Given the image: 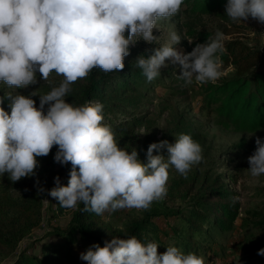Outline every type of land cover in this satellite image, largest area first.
I'll list each match as a JSON object with an SVG mask.
<instances>
[{
	"label": "clouds",
	"instance_id": "obj_1",
	"mask_svg": "<svg viewBox=\"0 0 264 264\" xmlns=\"http://www.w3.org/2000/svg\"><path fill=\"white\" fill-rule=\"evenodd\" d=\"M184 0H0V82L10 88H27L37 83L36 73L47 81L55 72L63 77L59 86L40 96L39 107L31 96L8 92L10 114L0 107V177L5 173L15 183L36 175L38 157H46L58 146L55 162L71 164L67 186L59 176L50 190L42 193L66 209L83 204V212L103 215L125 209L148 210L167 195L169 168L187 176L199 164L203 149L188 134L175 143H151L147 163L118 146L110 125L104 124L103 104L80 106L66 102L71 85L94 68L105 73L125 67L130 46L139 40L159 45L151 55L136 58L149 82L161 76L166 61L179 65L185 86L215 84L224 73L218 53L226 51L219 30L211 42L198 43L187 54L177 49L181 37L168 33L161 44L156 36L158 22L179 13ZM226 15L234 22L250 17L264 24V0H227ZM127 32V35L125 33ZM191 43V41H189ZM45 105L47 110L45 111ZM146 134V133H143ZM256 150L248 157L252 177L264 175V142L256 138ZM167 149L168 156L153 155ZM238 199L233 197V201ZM46 202H48L46 200ZM155 242L144 243L135 236L113 237L104 246L91 245L80 253L86 264H206L203 256L184 254L176 246L158 253ZM258 255H264L260 249Z\"/></svg>",
	"mask_w": 264,
	"mask_h": 264
},
{
	"label": "trees",
	"instance_id": "obj_2",
	"mask_svg": "<svg viewBox=\"0 0 264 264\" xmlns=\"http://www.w3.org/2000/svg\"><path fill=\"white\" fill-rule=\"evenodd\" d=\"M226 4L227 0H184L181 8L188 6L194 13L230 20L226 15ZM200 36L198 43H204L206 35ZM224 46L226 51L218 55L223 67L232 68L231 76L215 84L209 82L200 85L203 93L200 108L214 112L216 124L223 128L245 133L264 130V67L259 66L264 60V45L255 47L240 38H230L224 40ZM141 55L147 58L145 54ZM135 60L125 61L124 69L119 72L105 73L99 68L92 69L86 78L78 79L71 85L72 90L65 99L76 106L89 102L102 103L103 123L111 126L118 146L126 143L137 145L140 148L138 158L146 164L147 149L151 143L167 140L174 144L176 139L172 136L174 134L164 132L158 139L140 142L136 129L145 126L144 116L129 111V108L139 105L148 91L149 87L145 86L149 81L136 67ZM158 82L160 77L155 79V83ZM140 89H143L141 94ZM116 115L120 118L114 120ZM181 124L182 121L178 122V127L173 130L178 136L188 134L194 140L199 138L191 125L180 127ZM57 148L53 146L48 156L37 158L39 167L35 170L36 175L24 177L22 185H9L19 191L17 197L0 199V257L7 258L8 264L75 263L79 261L80 253L93 244L103 247L104 242L113 237L130 236L144 243H157L158 253L165 252L168 246H176L184 254L200 256L212 243L223 238L224 233L232 232L236 224L242 223L237 206L227 186L219 182V176L211 180L204 176L197 182L196 178H192L189 187L184 189L188 204L183 210L161 213L152 209L119 227L104 221V215L83 212V204H78L64 228L53 225L48 232L33 237L27 246L20 248L39 228L43 218V202L49 195L47 191L41 193L39 189L50 190L54 187L56 176L60 177L62 185L68 184L72 166L70 163L62 166L55 162ZM157 154L168 156L166 148L154 151L153 155ZM52 201L55 210L52 214L60 218L66 208L60 207L56 199L52 198ZM118 211L110 212L109 216L113 217ZM158 215L164 218L165 229L154 223L153 219ZM251 217L262 231L259 239L245 250L248 256L255 257L260 256L257 254L260 249H264V208L251 212ZM48 238L56 240L47 241ZM165 239L168 240L167 246ZM38 243H42L39 252H29ZM75 247H79L77 252Z\"/></svg>",
	"mask_w": 264,
	"mask_h": 264
},
{
	"label": "rangeland",
	"instance_id": "obj_3",
	"mask_svg": "<svg viewBox=\"0 0 264 264\" xmlns=\"http://www.w3.org/2000/svg\"><path fill=\"white\" fill-rule=\"evenodd\" d=\"M158 27L160 31L154 29L153 34L156 36L161 35L160 43L163 44L168 38V33L174 30L181 37V42L176 47L185 54L193 50L201 38L200 35H206L205 42H211L218 30L224 33V40L240 38L255 47L264 45V24L251 17L244 22H234L231 19L224 20L215 15L194 13L188 6H183L179 13L170 19L159 21ZM125 35H127V32ZM157 46L159 45L148 44L141 39L135 45L130 46V55L125 57L124 62L133 61L141 54L148 57L152 54L151 50ZM166 63L168 66L161 69L160 82L155 83V79L149 82L145 86L149 87L148 91L141 98L139 105L135 108H129V111L144 116L145 126L136 129L139 140L143 142L145 139H158L164 132L174 134L172 136L176 139L178 134L173 130L178 127V122L182 121L180 127L191 125L190 127L194 128L196 134L199 135V138L195 141L203 149V159L199 164L191 167L186 177L170 166L168 170L169 178L166 184L167 195L163 200L154 201L148 210L135 208L119 210L113 217L109 216L110 212H105L103 219L120 227L129 219L139 217L142 212L152 209H156L161 213L183 210L188 204V198L184 196V189L189 187L192 178H196L197 182L204 176H207L210 180L219 176V182L227 186L232 201L233 197L238 198L233 202L237 206L238 217L242 220V223L236 224L232 232L224 233L223 238L212 243L210 248L205 249L200 256L205 257L206 264H261L264 262V255L250 257L245 250L262 235L260 228L253 222L251 212L260 211L264 208V175L252 177L247 169L250 168L248 157L253 155L256 150V138L259 137L264 142V130L253 133L235 132L232 129L217 125L214 112L200 108V100L203 97L200 84L194 82L185 86L184 81L177 78L181 74L180 66L172 65L168 61ZM259 66L264 67V60L259 63ZM221 70L224 75L218 81L231 76V67L221 66ZM36 76L37 83L27 88L14 89L0 82V97H4L8 92L24 96L36 92L37 95L31 96V98L35 101V106L39 107V95L47 94L53 87L59 86L63 81V77L55 72L50 74L47 81H44L38 72ZM151 83H154V86ZM143 89H140V94L143 93ZM9 105V99L5 98L0 107H3L10 114L11 108ZM47 107L45 105V111ZM118 118L120 116L116 115L114 120ZM120 148L126 149L129 153L132 149H135L138 155L140 152L137 145L129 143ZM12 183L7 173L0 177V199L19 195L18 190L9 187ZM15 183L22 185L23 178ZM171 190L172 192H170ZM74 209H65L60 218H55L52 214L55 212L52 197L45 198L40 226L34 234L20 245V248L27 246L33 237H39L48 232L53 225L64 228ZM163 219L162 215H158L153 221L160 228L165 229ZM51 240L56 239H47V241ZM167 243L168 240L165 239L166 246ZM41 244H36L35 248L29 252L38 253ZM78 249L79 247L75 251L77 252ZM0 264H8V259L0 257ZM64 264H86V262L81 261L79 256L78 262H65Z\"/></svg>",
	"mask_w": 264,
	"mask_h": 264
}]
</instances>
